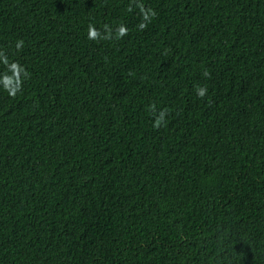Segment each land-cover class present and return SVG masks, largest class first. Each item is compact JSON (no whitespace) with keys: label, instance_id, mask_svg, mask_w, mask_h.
Returning <instances> with one entry per match:
<instances>
[{"label":"trees","instance_id":"1","mask_svg":"<svg viewBox=\"0 0 264 264\" xmlns=\"http://www.w3.org/2000/svg\"><path fill=\"white\" fill-rule=\"evenodd\" d=\"M0 264H264V0H0Z\"/></svg>","mask_w":264,"mask_h":264}]
</instances>
